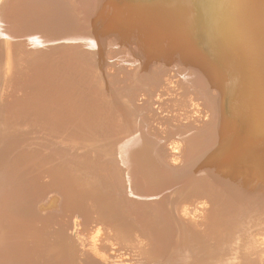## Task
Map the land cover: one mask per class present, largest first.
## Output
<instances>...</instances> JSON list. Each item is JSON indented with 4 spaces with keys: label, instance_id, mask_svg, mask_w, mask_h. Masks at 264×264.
<instances>
[{
    "label": "bare ground",
    "instance_id": "bare-ground-1",
    "mask_svg": "<svg viewBox=\"0 0 264 264\" xmlns=\"http://www.w3.org/2000/svg\"><path fill=\"white\" fill-rule=\"evenodd\" d=\"M115 58L133 67L123 84H114L120 92L109 76ZM164 75L205 113L189 120L186 146L172 163L136 124L138 107L130 105ZM85 104L105 118L102 124L114 125L130 157L119 160L133 176L125 170L122 183L107 180L112 188L116 182L124 213L138 219L149 212V223L143 217L149 241L135 244L123 235L128 264H264V0H0V204L29 220L24 233L36 222L58 242L55 258L64 248L61 220L36 216L41 187L20 170L12 137L27 124L49 133L68 129ZM75 125L81 133L89 126ZM50 220L60 229H51ZM19 228L0 227V264L35 258L26 244L31 236L12 242ZM68 235L70 249L80 245L82 231Z\"/></svg>",
    "mask_w": 264,
    "mask_h": 264
},
{
    "label": "rangeland",
    "instance_id": "rangeland-1",
    "mask_svg": "<svg viewBox=\"0 0 264 264\" xmlns=\"http://www.w3.org/2000/svg\"><path fill=\"white\" fill-rule=\"evenodd\" d=\"M121 61L124 64H122ZM121 61H118L115 58L116 65L113 66L114 68L110 67L109 69V76L111 77L110 80H112V87L114 91L118 92H120V90L118 89L119 87H115L114 84H116V82H118L116 84L117 86L123 84V80H126L125 77L129 76V74L132 72L130 70L133 68L123 60ZM154 86L155 88L153 89ZM181 86L182 84L178 82L176 78L173 79V77H167L166 75H164L161 77V79H158L156 85L150 84L151 88L146 87V89L140 90L134 97L133 102L131 101L130 104L131 106H136V108L138 107V111L140 113L136 115V124L140 125L142 123V127H140L141 130L143 128L144 132L150 134H148V136L151 139L152 143H155V149L157 150L158 154L160 156L162 155V159L170 162L178 160L182 153V149H184V147L186 146L185 140H182L184 139L183 130H186V128H189L191 126V124L189 123L193 121V119H202L205 115V113L201 110L202 106L199 105V103L194 98H191L189 93L183 91L182 89L185 90V88ZM158 88H161L160 91H158ZM145 91L146 93H144ZM142 93L144 95H142ZM171 93H173V95ZM124 98L125 96L123 97V99ZM181 102L186 103V105L182 104ZM86 106L87 104H85L84 109L77 111L80 112L79 114L76 112L77 114L72 117L74 120H71L69 124H67L68 129H62L53 133H49L45 132L42 127L34 125L32 128H30L27 124L23 126L26 127V131L20 130L24 128H18V134H16L17 138H14L15 136L12 137L13 141L15 140L17 141L16 143H19L17 145V148L14 149L16 151V155L14 156H17L18 153H20L19 155L21 156L18 155V158L22 157L21 162H23V164L20 162V170L22 172L26 171L27 174H25L30 175L31 178H33L34 176L36 181H38L37 185H40L41 187H37L36 189L38 194L35 195V201L33 205L36 216H38V218L41 220H45L46 222L49 219H58V221L61 220L62 223L61 234L63 235L62 244L64 245V248H62L63 253H58L57 257L55 258L52 255L51 250L52 248H56L55 246L56 244H59L58 242L54 241L52 244V241L47 238V232L41 229L40 226L36 224V222H33L30 226H28V230L30 231L29 233H24V231L26 230H21V228L26 225V221L28 219L23 215L17 217L10 215V213L7 212L9 207L3 208V205L0 204V214H4L2 217H0V227H11L12 224L16 225V223L20 226V228L18 229L20 234L17 233V230L16 233H12V242L20 240L24 234L32 237L33 241L31 240L30 242H26V244L28 243L29 247L31 248L32 257H35L33 260H31V264H33V261H35V264H128V261H130L132 256L127 251V247L125 246L127 244L124 242V239L126 238L124 236L128 235L129 233V237H131L135 244L141 245L144 241H149V239H145L148 238V234L143 225V217H145L148 223L150 222V217L149 219L147 218L149 212L143 209L144 215H142V213L140 212L141 215L138 214V219L133 217L131 213L130 217L126 216V214L124 213L125 211L122 208V205H124L123 199L119 198L117 190L118 186L116 185L115 180V185L113 188L107 183V180L110 179V176H113L116 180L121 181L122 183V181H124L122 177L124 176L125 170V177L126 174H130L131 176H133L134 169L132 170L129 164L125 165L119 160L129 159L130 157L128 155V152L125 150V146L120 141L119 133L116 132V129H113L114 125L110 124L109 122L108 124H102V119L105 118H96L94 113L90 111H88V113L86 110ZM84 111H86V113ZM162 112L165 113L163 114ZM76 123H79L80 125L86 123L89 124V126H87L88 128L87 130H85V132L81 133L77 128H75ZM160 125L163 126L161 127ZM162 129L165 131V134ZM171 129L172 131H170ZM150 132H152V134ZM11 150L13 151V153L10 154V157L15 152L13 148ZM100 150H102V153ZM25 152L27 154H25ZM66 154L67 157H65ZM25 155L28 156L24 157ZM71 155L74 157H72ZM97 155L98 158H96ZM79 157H81L82 160H80ZM106 162L107 164H105ZM67 163H69L68 167ZM108 165L111 166L107 167ZM103 171H106V178L104 177ZM98 174H101L105 179H103V177L99 176ZM100 177L101 179H103L101 180L102 183L99 182ZM113 177L111 179H114ZM87 181H89V183ZM90 181L92 182L90 183ZM103 183L104 185L107 184L105 188H103L104 185H101ZM89 185H91V187H89ZM88 187L91 190H89ZM121 190L124 193L123 197L126 198V186L124 190L122 188ZM116 197H118L120 200H117ZM23 218H25V220H23ZM153 222L155 223V220ZM49 223L50 225H52L51 229H53V227L55 228L56 226H58V228L60 229L61 225H57L58 222L50 220ZM97 228L99 229V235H94V231ZM72 230L79 231V233L80 231H82V240L78 242L80 245H73L74 248L70 249L69 242H71V240L70 238H67L66 240L65 237L68 234V236L70 237L72 235ZM91 237H93V242H91ZM94 242L95 244H97L95 245ZM34 243L36 244L35 247L31 245ZM95 246H98L101 252H97L95 250ZM64 249H66L65 252ZM21 255L22 257H25L27 253ZM100 255L105 258V261L103 259L99 260L98 256ZM16 260L18 261V264H21V262L22 264H25L24 261H21L19 259Z\"/></svg>",
    "mask_w": 264,
    "mask_h": 264
}]
</instances>
